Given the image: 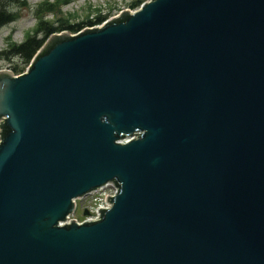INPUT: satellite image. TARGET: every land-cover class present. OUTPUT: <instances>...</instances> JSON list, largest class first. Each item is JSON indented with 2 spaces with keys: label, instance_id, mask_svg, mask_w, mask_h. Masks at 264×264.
Masks as SVG:
<instances>
[{
  "label": "water",
  "instance_id": "obj_1",
  "mask_svg": "<svg viewBox=\"0 0 264 264\" xmlns=\"http://www.w3.org/2000/svg\"><path fill=\"white\" fill-rule=\"evenodd\" d=\"M0 264H264V0H149L1 71Z\"/></svg>",
  "mask_w": 264,
  "mask_h": 264
},
{
  "label": "trees",
  "instance_id": "obj_2",
  "mask_svg": "<svg viewBox=\"0 0 264 264\" xmlns=\"http://www.w3.org/2000/svg\"><path fill=\"white\" fill-rule=\"evenodd\" d=\"M27 0H0V28L15 22L18 19V14L10 10L9 5L20 4L22 7L26 6ZM144 0H137L130 5V8H138ZM23 2V3H22ZM60 5H68L69 0H56L55 4L48 1L38 5L35 10L37 24L31 32L24 36V40L20 43L7 39L6 48L0 51V64L7 62L11 65L12 73L18 75L25 71L31 60L37 52L44 46L46 41L55 33L69 31L70 33H77L87 27H94L102 24L109 17L106 15H97L92 19L81 21L77 24H66V20L59 19L54 23L45 20L46 15H51L56 12L58 3ZM66 21V22H65ZM57 23V25H56ZM1 69V65H0Z\"/></svg>",
  "mask_w": 264,
  "mask_h": 264
},
{
  "label": "rangeland",
  "instance_id": "obj_3",
  "mask_svg": "<svg viewBox=\"0 0 264 264\" xmlns=\"http://www.w3.org/2000/svg\"><path fill=\"white\" fill-rule=\"evenodd\" d=\"M50 2L55 4L56 0H27L26 6L20 4H11L9 8L11 11L18 14V19L2 28H0V51L6 48L7 39L9 36L11 40L20 43L24 40V36L31 32L37 24L35 16V10L38 5L44 2ZM61 1V0H59ZM68 5H60L58 3L56 12L51 15H46L45 20L51 23L56 22L59 19H65L66 24L72 25L92 19L93 17L100 15H106L109 18L120 15L122 11H133L130 5L137 0H69ZM147 1V0H144ZM23 3V2H22ZM1 4V3H0ZM57 25V23H56ZM1 71H11V65L7 62H2ZM89 199L80 203H87ZM72 219L83 221L86 217L83 215V210L78 206L75 216Z\"/></svg>",
  "mask_w": 264,
  "mask_h": 264
},
{
  "label": "built area",
  "instance_id": "obj_4",
  "mask_svg": "<svg viewBox=\"0 0 264 264\" xmlns=\"http://www.w3.org/2000/svg\"><path fill=\"white\" fill-rule=\"evenodd\" d=\"M106 189H108V191L106 192L105 190ZM111 189H112V186L111 185H109L107 188H105V189H103V190H101L100 191V193H98V194H100V195H102L103 196V198L104 199H106V197H107V195L109 196V195H113V191H111ZM103 198H96L95 200L96 201H98V202H101V203H103V201H104V199Z\"/></svg>",
  "mask_w": 264,
  "mask_h": 264
}]
</instances>
